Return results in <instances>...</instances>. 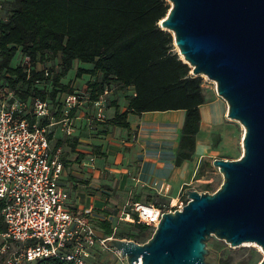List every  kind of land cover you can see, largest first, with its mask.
<instances>
[{"label":"trees","instance_id":"16d2710c","mask_svg":"<svg viewBox=\"0 0 264 264\" xmlns=\"http://www.w3.org/2000/svg\"><path fill=\"white\" fill-rule=\"evenodd\" d=\"M169 8L167 0H13L8 16L0 20V72L3 71L10 88L22 87L20 98L34 95L54 100L58 92L73 91L69 83H60L72 62L91 63L90 69L78 68L75 76L96 75L85 84V88H92L93 98L102 91L105 82L112 81L120 89L133 87L127 108L116 111L110 121L124 128L129 127L128 113L185 110L174 160L175 165H180L193 156L200 122L199 105L208 98L202 76L190 72L191 67L173 49L171 33L159 25ZM18 48L29 56L33 66L44 58L59 56L60 70L51 75L50 90L34 87L35 80H50L43 70L33 67L27 76L23 66L10 65ZM93 150L103 155L99 147ZM211 163V159L202 160L196 176L206 170L211 172ZM215 189L209 181L203 185V190ZM134 199L133 202L139 201V195ZM97 225L105 236L112 235L110 222L97 221ZM133 226L136 233L113 236L139 243L150 238L152 227L143 223ZM4 229L0 222V233ZM34 264L72 263L50 256L36 259ZM208 264H230V259L219 257Z\"/></svg>","mask_w":264,"mask_h":264},{"label":"water","instance_id":"95a60500","mask_svg":"<svg viewBox=\"0 0 264 264\" xmlns=\"http://www.w3.org/2000/svg\"><path fill=\"white\" fill-rule=\"evenodd\" d=\"M159 21L193 75H205L244 127L242 155L214 158L222 183L212 193L186 189L181 209L163 212L150 238L113 237L128 264H208L206 241L244 242L264 252V0H167ZM259 264H264V255Z\"/></svg>","mask_w":264,"mask_h":264},{"label":"built area","instance_id":"2783aa9c","mask_svg":"<svg viewBox=\"0 0 264 264\" xmlns=\"http://www.w3.org/2000/svg\"><path fill=\"white\" fill-rule=\"evenodd\" d=\"M2 4L0 0V20L6 18L2 15ZM36 64L33 66L29 56H24L23 69L27 76L33 67L43 70L51 85L48 69H37ZM44 82L35 80L34 87L45 89ZM82 88L58 92L54 100L34 95L25 99L0 97V217L5 226L0 233L4 241L0 258L5 254L3 264H34L36 259L50 256L72 264H103L102 253L108 251L124 260L122 264H128L108 244L117 224L120 221L143 223L154 229L163 212L176 210L151 202L126 203L112 226V235L104 236L89 210L70 209L68 194L59 184L64 164L60 149L51 142L52 126L60 124L65 135H71L75 113L79 110L84 111L89 129L93 123L105 121L117 86L112 81L105 82L95 98L91 96L92 88ZM156 185L155 182L153 187ZM8 244L13 249L6 253Z\"/></svg>","mask_w":264,"mask_h":264},{"label":"crops","instance_id":"0c3cea01","mask_svg":"<svg viewBox=\"0 0 264 264\" xmlns=\"http://www.w3.org/2000/svg\"><path fill=\"white\" fill-rule=\"evenodd\" d=\"M4 5L2 15L7 17ZM87 74L89 78L82 83L70 80L64 83L61 80L65 75L60 83H69L73 90L82 88L83 83L96 76ZM125 90L124 94L117 96L114 93L105 121H97L89 129L84 111L79 110L75 113L71 135H65L60 124L52 126L51 135V142L60 149L64 164L59 184L68 194V206L74 211L89 210L97 221L107 220L111 226L117 215L110 211V207L122 210L126 203L135 200L136 195L143 202L140 199L148 190L167 197L180 194L197 178L202 160L225 158L218 155L219 151L236 142L240 128L242 136L244 134L243 127L239 124V128L238 122L227 116L224 99L209 86L204 90L208 100L199 105L200 122L193 156L175 165L185 110L128 113L129 127H120L110 121L116 111L123 112L127 108V98L134 89L129 86ZM93 147H99L103 155L95 154ZM155 182L157 185L153 187ZM100 233L105 236L101 228Z\"/></svg>","mask_w":264,"mask_h":264},{"label":"rangeland","instance_id":"374dc122","mask_svg":"<svg viewBox=\"0 0 264 264\" xmlns=\"http://www.w3.org/2000/svg\"><path fill=\"white\" fill-rule=\"evenodd\" d=\"M13 0H3V4L5 6V11L6 14H9L10 8L12 6ZM169 5L170 2L168 1ZM7 16V15H6ZM173 49L178 53L177 47L173 43ZM179 55V54H178ZM24 53L20 51V48H18L17 52L15 53L13 59L10 62V65L12 67H16L18 65H24ZM180 56V55H179ZM181 57V56H180ZM59 56L55 55L52 57H48L47 59L44 58L43 60H40L37 62L36 66L37 69L40 68H46L48 69L50 75H53L54 72L60 70V64H58ZM59 65L56 67L55 65ZM79 67H87L91 68L92 64L87 63V62H81V61H73L71 64V67L68 69L66 72L65 76L63 77L64 83H66L68 80H70L72 83L73 82H79L82 83L84 80L89 78L88 74H81L82 76L76 77V71ZM3 71L0 72V97L1 98H7V97H19V92L22 91V87L17 85L15 88H10L3 78ZM7 77V75H6ZM203 79V89L206 90L209 88V86H212V88L215 90V84L213 83L212 80H210L208 77L205 75H202ZM87 82V81H86ZM85 83H83V88L85 89ZM42 86L50 90L51 85L49 81H45V83H42ZM120 89L118 88L117 91H115V95H120L124 94L126 92L125 89ZM114 98V97H113ZM109 115V112H108ZM238 127L240 128V125L238 123ZM239 133L237 134L236 142L231 145L230 147L223 148L222 150L219 151L218 155L221 157H225L223 159H237L242 155V130H238ZM202 167H206L205 162H203ZM212 166V163H211ZM212 171L211 172H206L204 176H197V178L193 181L191 184V187L188 189H195L199 192H210L207 190H203V185L206 182H210L211 185H213L216 189L220 186L222 183V174L218 171L217 168L212 166ZM215 189V190H216ZM214 192V191H213ZM143 202H151L154 203L155 205H158L160 207H163L164 209L168 208H176V209H181L182 206L187 202V196L185 194V191H182L180 194L175 195L174 197H167V196H161L155 194L153 191H145L144 196L140 199ZM131 202V201H130ZM174 203V204H172ZM172 205V206H171ZM121 209L113 206L110 207V211L113 212L115 215H119ZM117 220L113 221L112 223L115 225V222ZM134 223H129V222H119L117 224V228L114 232V235H122L124 234L125 236L128 233H136V230L134 229L133 226ZM153 228H150L149 231L153 233ZM152 235V234H151ZM127 239V238H124ZM133 240V239H131ZM146 241V240H145ZM144 241V242H145ZM139 243V242H138ZM143 243V242H140ZM4 244V241H2L0 237V247ZM206 248L208 249V253L205 255V260L208 263H215L219 257H224V258H229L230 259V264H259V262L262 260L264 252L262 251L260 245L257 243H242L239 246H231L228 242L225 240L219 239L215 236H211L207 241H206ZM11 249H13V246L11 244H8L6 253H8ZM2 257L0 258V264H3V258L5 257V254L1 255ZM102 259H103V264H122L124 260H122L118 255H115L112 251H108L107 253L102 254Z\"/></svg>","mask_w":264,"mask_h":264},{"label":"bare ground","instance_id":"6f19581e","mask_svg":"<svg viewBox=\"0 0 264 264\" xmlns=\"http://www.w3.org/2000/svg\"><path fill=\"white\" fill-rule=\"evenodd\" d=\"M214 83V82H213ZM241 125V124H240ZM242 126V125H241ZM243 127V126H242ZM243 129H244V127H243ZM244 243H250V242H244ZM253 243V242H252Z\"/></svg>","mask_w":264,"mask_h":264}]
</instances>
